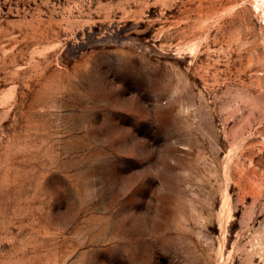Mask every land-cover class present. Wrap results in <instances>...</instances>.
I'll use <instances>...</instances> for the list:
<instances>
[{
  "label": "rangeland",
  "instance_id": "obj_1",
  "mask_svg": "<svg viewBox=\"0 0 264 264\" xmlns=\"http://www.w3.org/2000/svg\"><path fill=\"white\" fill-rule=\"evenodd\" d=\"M254 0H0V264H264Z\"/></svg>",
  "mask_w": 264,
  "mask_h": 264
},
{
  "label": "bare ground",
  "instance_id": "obj_2",
  "mask_svg": "<svg viewBox=\"0 0 264 264\" xmlns=\"http://www.w3.org/2000/svg\"><path fill=\"white\" fill-rule=\"evenodd\" d=\"M254 9L262 12V19L264 21V0H254Z\"/></svg>",
  "mask_w": 264,
  "mask_h": 264
}]
</instances>
